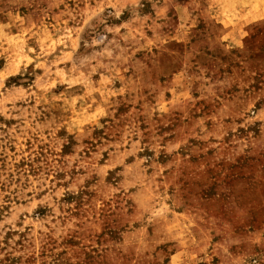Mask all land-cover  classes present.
Wrapping results in <instances>:
<instances>
[{
  "label": "rangeland",
  "instance_id": "1",
  "mask_svg": "<svg viewBox=\"0 0 264 264\" xmlns=\"http://www.w3.org/2000/svg\"><path fill=\"white\" fill-rule=\"evenodd\" d=\"M0 264H264V0H0Z\"/></svg>",
  "mask_w": 264,
  "mask_h": 264
}]
</instances>
